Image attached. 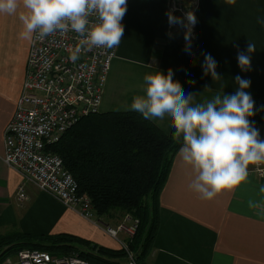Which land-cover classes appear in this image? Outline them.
<instances>
[{"label": "crops", "instance_id": "0c3cea01", "mask_svg": "<svg viewBox=\"0 0 264 264\" xmlns=\"http://www.w3.org/2000/svg\"><path fill=\"white\" fill-rule=\"evenodd\" d=\"M169 11L183 24L170 25ZM188 11L196 17L191 55L185 51L184 38ZM27 12L19 0L14 14L0 13V230L15 226L36 234L65 232L118 249L98 218L84 217L32 184L25 185L26 197L19 201L22 175L1 159L4 128L13 116L26 73L30 40L21 37L20 16ZM258 19H264V0H236L234 5L226 0H128L124 36L111 62L98 111L131 110L133 97L145 94L144 76L157 71L166 75L169 69L185 93L202 94L199 101L211 99L221 84L226 94H233L237 75L251 81L247 91L254 101L264 99V26ZM249 41L256 51L251 70L242 72L237 53L246 51ZM203 53L217 61L216 71L223 81L213 82L211 75H204ZM205 86L210 89L204 91ZM179 150L159 194L151 247L138 264H264V214L249 207L250 201L264 203V175L248 171L234 189L204 200L190 189L196 173L183 162ZM120 218L114 213L100 220L114 224Z\"/></svg>", "mask_w": 264, "mask_h": 264}, {"label": "clouds", "instance_id": "9594fccd", "mask_svg": "<svg viewBox=\"0 0 264 264\" xmlns=\"http://www.w3.org/2000/svg\"><path fill=\"white\" fill-rule=\"evenodd\" d=\"M234 5L236 0H226ZM128 0H23L28 10L20 16L24 25L21 37L26 40L44 38L69 31L77 34L78 43L70 50L69 59H79L82 52L118 47L124 36L122 20L127 13ZM19 0H0V13L14 14ZM169 24H183L181 18L167 12ZM188 23L184 25L185 51L190 55V37L196 24L193 12H187ZM264 26V19H258ZM256 45L248 42L246 51H238L240 70H251V57ZM202 64L205 76L213 82L224 79L216 71L217 61L211 54L203 53ZM190 84L195 83L189 81ZM238 88L226 94L224 86L211 99L197 100L202 94L185 93L178 81L173 80V71L165 75L161 71L144 76V95H136L130 105L144 119L158 128L174 129L173 138H182L179 155L196 173L189 185L201 199L211 200L218 193L237 187L248 176V165L264 162V140L249 117L254 115V100L247 91L251 81L239 75L235 77ZM210 87L205 86V90ZM264 192V188L261 189ZM250 208L264 214V203L249 202ZM127 248V245H124ZM129 264H135L134 254L128 252Z\"/></svg>", "mask_w": 264, "mask_h": 264}, {"label": "built area", "instance_id": "2783aa9c", "mask_svg": "<svg viewBox=\"0 0 264 264\" xmlns=\"http://www.w3.org/2000/svg\"><path fill=\"white\" fill-rule=\"evenodd\" d=\"M77 43V34L72 31L30 40L21 93L3 132L1 159L22 175L23 182L17 190L19 201L26 197L25 185L32 184L64 206L97 220L89 196L78 192L76 180L50 146L83 116L99 110L117 47L93 48L73 62L69 59L70 50ZM253 125L264 140V120ZM248 171L264 175V162L249 164ZM97 221L116 240L118 249L124 251L121 264H129V251L138 264L137 253L130 247L138 220L125 213L114 224ZM79 250L52 255L45 250L24 248L0 264H94L82 258Z\"/></svg>", "mask_w": 264, "mask_h": 264}, {"label": "trees", "instance_id": "16d2710c", "mask_svg": "<svg viewBox=\"0 0 264 264\" xmlns=\"http://www.w3.org/2000/svg\"><path fill=\"white\" fill-rule=\"evenodd\" d=\"M256 124L264 120V99L254 101ZM174 129L158 128L132 110L96 111L83 116L50 146L89 196L98 219L118 213L138 220L130 247L137 261L151 247L159 209V194L167 180L182 138ZM24 248L64 255L80 249L79 255L94 264H121L124 251L92 242L70 233H28L8 227L0 232V263Z\"/></svg>", "mask_w": 264, "mask_h": 264}, {"label": "rangeland", "instance_id": "374dc122", "mask_svg": "<svg viewBox=\"0 0 264 264\" xmlns=\"http://www.w3.org/2000/svg\"><path fill=\"white\" fill-rule=\"evenodd\" d=\"M96 218H97V217H96ZM102 219L106 220V216H103ZM4 230H5V229H2V230H0V231L2 232V231H4ZM5 231H6V230H5ZM5 231H4V232H5ZM14 255H15V254H14ZM14 255H12V256H14Z\"/></svg>", "mask_w": 264, "mask_h": 264}]
</instances>
